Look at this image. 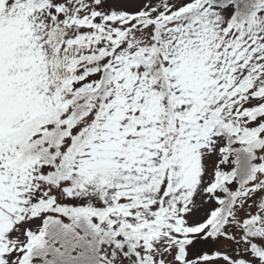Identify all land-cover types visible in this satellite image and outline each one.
Listing matches in <instances>:
<instances>
[{
	"label": "snow or ice",
	"instance_id": "snow-or-ice-1",
	"mask_svg": "<svg viewBox=\"0 0 264 264\" xmlns=\"http://www.w3.org/2000/svg\"><path fill=\"white\" fill-rule=\"evenodd\" d=\"M0 264H264V0H0Z\"/></svg>",
	"mask_w": 264,
	"mask_h": 264
}]
</instances>
